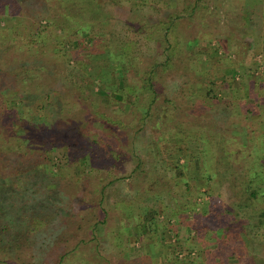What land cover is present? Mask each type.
Wrapping results in <instances>:
<instances>
[{
	"label": "trees",
	"instance_id": "1",
	"mask_svg": "<svg viewBox=\"0 0 264 264\" xmlns=\"http://www.w3.org/2000/svg\"><path fill=\"white\" fill-rule=\"evenodd\" d=\"M1 1L0 17L7 11L12 19L9 23H0V241L9 228H16L9 234L21 241L32 243L34 237L39 242L42 235L47 238L48 229L54 234L55 242L61 241L72 216L80 218L84 213L92 216V210L98 208L103 217L90 222L96 236L97 224L106 222L113 208L106 206L105 198L109 193L113 196L111 204H117L122 217L136 215L135 225L142 226V238L154 239V245L159 244L158 231L165 227V218H171L173 224L185 225L187 229L194 227L195 245L205 250L207 264H262L264 259L250 249L254 244L264 245V202L259 206L257 200L258 195L262 201L264 199V107L252 98L254 85L264 87V81H249L248 98L238 89L227 97L218 98L212 84L201 88L189 83L185 94L181 75L176 73L179 79L173 87L185 97L187 106H182V100L164 95L157 79L159 71L176 64L180 39L187 45L195 42V37L191 40L189 33L181 34L182 30L176 28L179 19L184 16L187 23L198 21L203 25L207 21L200 15H210L220 1L230 6L229 0H161L158 7L162 15L157 22L139 19L134 24L127 19L124 30L114 28V24L123 21L118 16H109L99 0ZM249 1L232 0L241 9V19L233 15L237 26L242 23L253 27L255 21L258 22L256 10ZM155 27L159 28L158 43L163 45L161 58L144 63L146 57L140 54L137 39L127 31L147 32ZM83 31L88 33L86 43L90 42L89 45L81 42ZM106 32L110 45L105 42V51L94 53L92 45L102 40ZM89 33L94 35L92 40ZM230 35L224 34V37ZM67 40L77 43L78 48L65 46ZM79 56L87 60L94 74L78 72L73 84L94 108L87 112L89 119L85 113L82 119H69L57 125L50 114L51 102L56 109L63 108V98L56 84L60 83V72L73 69ZM96 57L99 63H94ZM60 62L64 68L59 66ZM42 66L51 69L47 79L33 72ZM86 77L112 86L104 93L95 92ZM197 90H202L204 95L200 101L192 95ZM102 96H108L107 102L116 104L113 114L96 108ZM201 102H206L211 111L198 109ZM11 103L17 107H12ZM132 103L141 111L124 119ZM79 104L73 100L64 109L76 111ZM237 109L242 112L243 120L233 119ZM181 111L185 118L180 116ZM152 117L166 132L159 135L163 139L159 142L166 151L172 149V145L167 144L169 140L181 149L188 138H198L202 142L201 154L184 161H179L178 157L167 160L159 163L160 167L155 164V157H149L151 166H145L147 157L140 154V147L145 146L146 139L142 137ZM228 118L229 127L224 126ZM56 130L67 133L57 135ZM91 130L94 131L92 136ZM68 133L74 136L68 138ZM83 133L89 136L88 143L82 140ZM140 138L142 141L138 143ZM57 148L61 149L63 158L53 170L49 152ZM119 161L126 163L125 168ZM53 165L56 166L54 162ZM76 166L83 168L76 171ZM123 169L128 172L122 173ZM92 175L96 180L91 181ZM200 178L205 181L201 193H205L206 198L199 209L195 200L196 182ZM66 181L73 185L78 183L87 190L86 194L67 193ZM159 186L170 196V203L160 196ZM32 189V195L25 193ZM134 195L141 200L133 202ZM147 198L152 203H148ZM214 205L219 208H213ZM225 206L224 213L218 214ZM202 213L213 215L207 219ZM160 214L164 219L160 220ZM38 233L41 236H37ZM205 239L210 241L209 246L204 245ZM20 244H9L2 249H13ZM94 251L88 261L101 258L98 238ZM157 251L161 248L157 247ZM67 252L66 249L60 251L53 264L62 262ZM150 258L147 251H142L135 259L147 261ZM181 261L179 258L174 264ZM0 262H6L5 257H1Z\"/></svg>",
	"mask_w": 264,
	"mask_h": 264
},
{
	"label": "rangeland",
	"instance_id": "2",
	"mask_svg": "<svg viewBox=\"0 0 264 264\" xmlns=\"http://www.w3.org/2000/svg\"><path fill=\"white\" fill-rule=\"evenodd\" d=\"M99 1L103 4L102 8L109 16L112 18L118 16V19L123 21L114 24V28L120 27L121 30H124V27H126L125 23L127 19H130L134 24L137 22L136 20L139 19H149L148 21L152 20L153 22H157V18L162 15V12H160L158 7L161 6L159 5L160 3L162 4L161 0ZM1 2L4 1L2 0ZM229 2L231 4L230 6L220 1V5H218L217 8L211 9L210 12L212 13L210 15H200L202 16L201 18L203 20L207 21V23L203 25L198 21H195L191 24L187 23L188 19H185L184 16L179 19V23L176 28L178 30H182L181 34L189 33L191 40H194L195 37V42H193L192 45H187L184 39H180V55L174 61L176 64L174 66H168L166 70L163 69L159 71L157 79L160 90L163 93L165 92L164 95L176 97L179 100H182V106H187L184 103L185 97L182 98L181 96H183V93H181V91L175 90L173 87L179 78L182 90L185 94L188 91L187 84L189 83L198 84V86L201 88H206L212 84L215 89V95L218 96V98L227 97L229 96L230 92L235 93L237 89L240 93L244 95L246 94L248 98L249 81H255L257 79L264 81V18L262 21V14H260L258 17L261 20L256 18L258 19V22L255 21L253 27H248L244 24L243 26L242 23L241 25L237 26L233 22V19L234 16H236L238 19H241L242 16L239 13L241 9L239 5H235V2L232 3V0H229ZM131 6L132 8H129ZM51 14L52 13H50V15ZM11 19V13L6 11L0 17V23H9ZM110 21L112 22V19ZM109 27L113 28L112 24H110ZM244 29L247 30L245 33L243 32ZM158 32V27L152 28L147 32H140L136 30L135 33L127 31L128 34L133 35V38L137 39L139 43V49L141 50L140 54L146 57L144 58V63H148L151 61V59L161 58V50L163 45L158 43ZM143 33H146V35ZM229 33L231 34L230 37L225 38L224 34H228L229 36ZM82 34L83 38L81 39V42L85 44L88 40V33L83 31ZM105 35L106 36L102 38V40H97L92 45L94 53L104 52L106 49L105 42L107 44L109 43L110 45L111 42L109 40V33L106 32ZM89 36L92 40L94 35L93 33H89ZM89 44L90 42L87 45ZM64 45H68V48L70 49L76 47L78 48V44L72 40H67ZM115 49L116 48L113 50ZM82 57L83 56L78 57V60H76L74 63L76 66L73 69L70 70V68H68L67 70L64 69L62 72H60V83L56 84V86L58 85L57 88L61 92V97L63 98V108L56 109L54 102H51L50 105L51 120L57 125L67 123L69 122V119H82L85 113L86 118L89 119L90 116L87 115V112L94 108V106L91 105L86 98H84V95H79L78 88L74 86L75 84H73V80L77 78L78 72L83 71L88 73L89 71L88 74H94V71L89 69V63L87 60ZM51 59L53 60L54 58L51 56ZM71 62H73L72 59ZM94 63H99L98 57H96ZM59 66L64 68V65L61 62L59 63ZM33 72L35 75L47 79L51 74V69L48 66H42L41 68L34 69ZM176 73H180L181 77L179 76V78H177V76L174 75ZM96 75L98 78L100 77L99 71L96 72ZM86 78L92 84V88L95 92L104 93L107 87L112 86L108 83L105 84V81H97V79H91L92 77ZM253 88L254 90L252 92V98H254L258 104L264 107V87L255 84ZM192 95L196 96V101H200L199 98L202 100L204 97L202 90H197V92H194ZM107 98L108 96H102L100 98L101 102L96 108L99 110L106 109L107 112L113 114L116 111L117 106L114 104V102H107ZM73 100L80 103L78 108L79 111L74 110L75 112H69L67 109H64V107H66L67 104ZM13 104L14 103H11L12 107H17L13 106ZM206 104V102H201L198 104L197 108L206 110L209 108ZM127 110L129 114L123 115V118L127 120L129 119V116H134L133 113L141 111L140 107L136 103L130 104L127 107ZM208 111H211V109L209 108ZM77 112L80 113L79 116L76 114ZM241 114L242 112L237 109L235 114L232 115L233 119L241 120ZM180 116L184 118L186 117L182 111L180 112ZM224 126L229 127V118L226 120V125L224 124ZM90 132L92 136L94 131L91 130ZM64 133L67 132L63 130L55 131V134L57 135ZM161 133L166 132L162 130L161 124H157L155 119L152 117V120H150L149 124H147L145 133L142 137V139H146L144 143L145 146L142 148L140 147V154L147 157V163H145V166H151V159H148L149 157H155L157 159L155 164L160 167L159 163L167 162V160L170 161L178 157L179 161H184L191 156L197 157L201 154L202 142L198 138H188L187 141L182 145L181 149H177L178 146L176 142L169 140L167 144L172 145V149L166 151L162 144H160V142L163 141V139L159 137ZM68 136V138H71L74 136V134L68 133ZM164 137H166V135H164ZM81 138L84 143L89 142V136L86 133H83ZM142 139L140 138L138 143H141ZM146 144H148V146H146ZM61 153V149L58 148L54 149L52 152H49L50 156L53 158L51 159V167L53 170L57 168V164L60 163L63 158ZM53 162L56 164V166L53 165ZM86 162H89V159H87ZM104 162H107V160H104ZM120 163L123 164L125 168L126 163L124 161H119V164ZM82 168L83 166H76V171L79 169L81 170ZM189 170L191 171V169ZM125 172H128V169H123L122 173ZM97 174H100V172H97ZM94 180H96L95 176L92 175L91 181ZM132 181L134 180L132 179ZM23 184H26V182ZM64 185L66 187L65 189L67 193L69 194H86L87 190L82 189L78 183L73 185V183L66 181L64 182ZM196 186L198 191L195 202L197 205L196 208H199V206L204 204L203 202L206 198V194L201 193V191L206 186L204 179H198ZM161 188V186L158 187L160 196L170 203V196L167 194L166 190H162ZM33 190L34 189L28 190L25 193L29 194L31 192L32 195L34 193ZM107 194L108 197L106 196L105 198L106 206L113 208H111L109 211L107 221L99 222L97 224L96 236H94V233L92 232L93 230L91 228L90 222L96 219L100 220L103 217L102 212L98 208L96 210H92V216L90 213H84V216L80 218L78 216H72L68 231H66L65 236L63 235V239L57 242H55L54 234H51L50 229H48L49 231L46 232L47 238L43 235L41 236V234L38 233L37 236L42 237L41 241L38 242L33 237L32 243H29L26 240L21 241V238L16 239L15 237L11 236L9 234L10 230L14 231L16 228H9V230L3 232V234L6 235L1 236L0 258L5 257L6 262H0V264H34L33 262H37L38 264H53L57 262V256L59 252H62L64 249L68 250V255L67 257H64L63 261L59 264H174V261L179 258L182 260L179 262L180 264H186L187 262L189 264H207L205 250L203 247L199 248L195 245L197 242L194 239V227L187 229L185 225L173 224L171 218H165V227L163 226L162 229L158 231V235L160 234L159 240H157L156 237V240L159 244L154 245L152 242L154 239L144 240L142 238L141 230L143 228L142 226L135 225L137 219L136 215L133 213L132 216L130 215L128 217H122V211L117 207V204L115 203V206L111 204V198H113V196L109 193ZM139 200L141 199L137 195H134L132 198L133 202H139ZM257 200L259 206H261L264 202V199L262 201L260 195H258ZM146 201L148 203H152V201L148 198ZM221 202L224 201L221 200ZM157 204L159 206V203ZM213 208H219V206L217 207V205H214ZM224 209H226V206L223 207V209L218 214L224 213ZM218 214L216 215L217 217H219ZM212 215L213 213H202V217L206 216L207 219L210 217L212 218ZM159 218L160 220L164 219L163 214H160ZM225 220L226 219L223 221ZM162 222L165 223L164 221ZM37 231L39 230H36V232ZM97 238L99 239V254H101V258L98 261L94 260V262L88 261L91 257H93L92 254H95L94 244L95 240L97 241ZM15 243H18L21 246L13 249H2L5 246L8 247L9 244L15 245ZM74 244L75 247H73ZM209 244L210 241H206L205 239L204 245L209 246ZM33 245L36 248L35 250L32 247ZM157 247L161 248V251L158 252ZM36 250L39 252V254L36 252ZM142 251H147L151 255V258L147 261H136L137 259L135 258L139 256ZM252 251H254V254H256L258 258L264 259V245H252L250 252ZM184 259H186L187 262ZM117 260H119L118 263ZM262 264H264V262H262Z\"/></svg>",
	"mask_w": 264,
	"mask_h": 264
},
{
	"label": "crops",
	"instance_id": "3",
	"mask_svg": "<svg viewBox=\"0 0 264 264\" xmlns=\"http://www.w3.org/2000/svg\"><path fill=\"white\" fill-rule=\"evenodd\" d=\"M249 2L253 4V7H254V9L257 12V16H259L260 14H262L261 19L263 21V18H264V15H263L264 14V0H250ZM246 31L247 30L244 29L243 32L245 33Z\"/></svg>",
	"mask_w": 264,
	"mask_h": 264
}]
</instances>
